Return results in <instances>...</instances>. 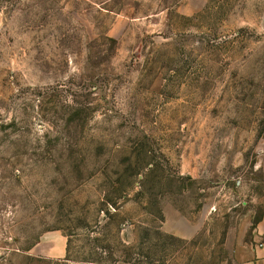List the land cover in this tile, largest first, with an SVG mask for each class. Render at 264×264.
<instances>
[{"label": "rangeland", "instance_id": "1", "mask_svg": "<svg viewBox=\"0 0 264 264\" xmlns=\"http://www.w3.org/2000/svg\"><path fill=\"white\" fill-rule=\"evenodd\" d=\"M264 234V0H0V264H231Z\"/></svg>", "mask_w": 264, "mask_h": 264}, {"label": "crops", "instance_id": "2", "mask_svg": "<svg viewBox=\"0 0 264 264\" xmlns=\"http://www.w3.org/2000/svg\"><path fill=\"white\" fill-rule=\"evenodd\" d=\"M231 264H264V234L258 242L237 246Z\"/></svg>", "mask_w": 264, "mask_h": 264}]
</instances>
